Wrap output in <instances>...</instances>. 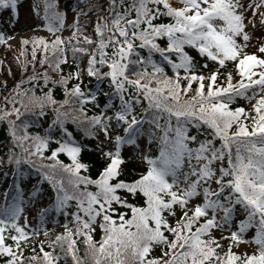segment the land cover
I'll list each match as a JSON object with an SVG mask.
<instances>
[{
  "label": "snow or ice",
  "instance_id": "snow-or-ice-1",
  "mask_svg": "<svg viewBox=\"0 0 264 264\" xmlns=\"http://www.w3.org/2000/svg\"><path fill=\"white\" fill-rule=\"evenodd\" d=\"M19 8L20 0H0L10 20ZM72 12L66 23L56 0H45L36 28L53 35L19 37L14 59L33 71L11 89L0 82L9 138L0 166L19 176L28 165L51 189L32 224L19 182L0 206V264H264V0H77ZM64 28L69 35L57 34ZM12 38L0 32V44L10 48ZM249 43L255 51H246ZM37 60L48 66L39 74ZM69 62L75 68L64 74ZM85 75L92 87L82 88ZM237 98L249 106L232 107ZM85 103L100 111L86 115ZM49 107L45 133L29 132L24 117L38 119ZM68 121L98 141L95 178L85 174ZM142 137L155 154L140 148ZM125 146L144 170L127 173ZM40 194L34 184L29 200ZM53 213L63 214L62 231L33 246L41 232L49 236V219L59 226ZM241 244L244 251L233 250Z\"/></svg>",
  "mask_w": 264,
  "mask_h": 264
},
{
  "label": "trees",
  "instance_id": "trees-1",
  "mask_svg": "<svg viewBox=\"0 0 264 264\" xmlns=\"http://www.w3.org/2000/svg\"><path fill=\"white\" fill-rule=\"evenodd\" d=\"M44 2L45 0H20V8H19V16L16 19H9V16L7 13H3L2 10H0V32H4L5 36H12L15 38L16 36H19V34H24L21 37H30L31 35H42L45 38H48L44 33L41 31H45L50 35V37L53 35L52 33H49L47 29L45 28H39L37 29L36 26L38 24H43V16H44ZM77 0H73L72 7L70 14H73L72 9L76 6ZM29 6L30 8L28 12H30L31 17V23L28 27H22L20 24V19L22 16V13H20V9L23 8V6ZM33 5L36 6L37 11H33ZM84 5H82L83 7ZM56 7L57 10L64 11L66 13V23L67 21V10H65L63 7H60L59 1L56 0ZM22 11V10H21ZM88 16H93L94 14L92 12L87 13ZM83 18V17H82ZM55 23V22H53ZM89 28V31H91V26H87ZM28 33L29 35H26ZM62 36L69 35V31L67 28L62 29L59 33ZM12 38V39H13ZM20 47V44L12 45L10 48L6 47L5 45L0 44V82L6 81L7 82V88L11 89L12 86L19 80L25 78L26 76L30 75L33 71L31 64L28 65L27 71H22L19 65L17 64L14 57L18 54V49ZM248 51V49H246ZM250 52V51H248ZM190 54L195 55L194 50L190 51ZM195 58L200 61V57L198 55H195ZM28 59L30 60V54L28 56ZM37 67L35 71L39 74L42 72L43 68H47V65L40 66L39 61L36 62ZM85 66L84 61H81V68ZM209 67L212 68L213 65L210 63ZM75 68V64L72 62L61 64V69L64 74H67L71 72ZM232 68L231 62H228L227 68H222L221 71H227ZM9 69H11V75H9ZM205 72L208 71V69H204ZM53 77H57V74L55 72L49 73ZM170 74V73H169ZM76 81L70 80L68 83V86L71 87L73 83ZM33 84L38 83L37 81H33ZM82 88L84 87H92L93 81L90 79L87 75L84 76L83 82L81 84ZM23 87H27V85H23ZM48 87H52L51 84L48 85ZM101 88H103L104 91H108L106 82L102 85H100ZM47 91V89H44ZM37 94L40 93V88H36ZM7 94V90L0 86V104L3 102L4 96ZM53 95L57 101L64 99V92L63 89L60 86H57L53 89ZM98 102L100 103L101 107L103 106L104 99L103 96L98 97ZM244 106L248 107V102L244 99L237 98L236 101H234L232 107L235 106ZM85 114L88 116H91L92 114L99 112L100 108L96 107L93 103H85ZM136 112L140 113V107H136ZM24 119H27L29 122V128L28 131L31 133H40L43 135L45 133V130L48 128L49 121L54 119V114L51 110V107H49L45 113L44 116L39 117L38 119L35 118H29L27 116L24 117ZM33 119H35V122L33 123ZM66 127L73 133V137L77 141V143L83 145L81 153L79 155V159L81 162L88 164L89 168L86 175H90L93 178H95L96 175H98V170L100 167L103 166V160L100 157V153L96 150V144L98 141L92 137H89L84 134L83 131L79 130L75 124H73L71 121H68L66 123ZM145 128H147V125H145ZM56 135H59L58 130H54ZM102 136V134H100ZM141 141V139L138 141V143ZM219 143V141H216ZM9 144V138L8 134L6 132V124L3 122H0V157L4 156V153L8 147ZM140 144V143H139ZM144 145L146 147L145 151L147 154L152 155L155 154L157 149L155 145H149L147 139L145 138ZM55 146V145H52ZM130 146H125L123 149V152L126 156L125 161V169L128 174H135L138 173L146 168V164L142 163L137 159L135 156L132 155V152L130 151ZM48 154L47 151L45 153ZM127 157H131V159H127ZM59 158L63 160L65 163H68L69 160L64 154H60ZM22 168L24 169L23 173L17 176L11 169L10 166L4 167L0 166V206H4L7 203L11 201L12 195L15 193V184L19 182L20 189H21V195L24 198V214L27 215L28 221L30 224L35 222V218L37 216V213L41 207H45L50 200L51 195V189L50 186L47 184V182H40V177L37 172H35L33 169H31L28 165H22ZM38 184L39 193H41L38 197L33 198L31 201L29 200V193L33 191V185ZM8 190L7 196L5 195V190ZM135 202V201H134ZM123 210V209H122ZM179 214V212L177 213ZM52 219H55L58 223V227H60L58 230H54L53 226H57V224H53L51 222V219L48 220L47 228L49 229V236L45 237L43 235V232H41V235L39 237L34 238L33 246H36L39 244L40 240H48L54 238V233L62 231V226L64 223V217L61 213L59 216H56L54 213L52 214ZM70 219V217H69ZM21 220H23V216L21 217ZM217 237L221 235L220 230H216L214 233ZM94 239H99V229L93 234ZM82 239V238H81ZM223 245H227V240L222 241ZM78 246L80 247V255H83V245L81 241H78ZM45 250H48L47 243L45 244ZM235 251H242L240 249V245L238 248L234 247ZM39 251L37 247V252ZM29 254L28 250H25V255L27 256ZM159 249L153 250V255H158ZM58 264H71V259L68 258L67 262L64 259H61Z\"/></svg>",
  "mask_w": 264,
  "mask_h": 264
},
{
  "label": "rangeland",
  "instance_id": "rangeland-1",
  "mask_svg": "<svg viewBox=\"0 0 264 264\" xmlns=\"http://www.w3.org/2000/svg\"><path fill=\"white\" fill-rule=\"evenodd\" d=\"M59 3L61 4L62 3V6L64 7V8H66L67 10H69V8L71 7V4H72V0H59ZM29 8H30V5L28 6H23V8L22 9H20V13H22V16H21V19H20V24H21V26L22 27H28L29 25H30V23H31V17H30V12H28V10H29ZM22 10V11H21ZM70 16H72V15H69L68 17H70ZM24 34H19V36H16L15 38H13L11 41H10V44L11 45H16V44H18V41H19V37H21V36H23ZM26 35H29L28 33H26ZM247 49H248V51H250V52H252V51H255V48L252 46V44L251 43H249V45H248V47H247ZM0 53H1V50H0ZM257 54H259V53H257ZM144 142H145V138L144 137H142L141 138V141L139 142L140 143V148L142 149V150H144L145 151V149H146V147H145V145H144ZM130 151L132 152V149H130ZM136 157V156H135ZM138 159V158H137ZM140 161V160H139ZM239 218H241V217H239ZM233 227H235L234 225H233ZM59 227L58 226H53V229L54 230H57ZM253 231L252 230H250V234H253L252 233ZM247 248V246L245 245V244H241L240 245V249L241 250H245ZM247 250H249V251H251V249L249 248V249H247Z\"/></svg>",
  "mask_w": 264,
  "mask_h": 264
}]
</instances>
